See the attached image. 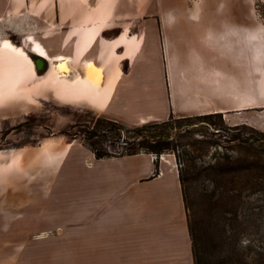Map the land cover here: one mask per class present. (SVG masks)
<instances>
[{
    "label": "crops",
    "instance_id": "obj_1",
    "mask_svg": "<svg viewBox=\"0 0 264 264\" xmlns=\"http://www.w3.org/2000/svg\"><path fill=\"white\" fill-rule=\"evenodd\" d=\"M252 3L0 0V92L25 107L31 100H72L107 111L128 126L171 115L207 114L242 124L237 118L248 120L256 105L247 86L253 79L262 82L263 76L253 75V58L262 59L254 52L263 49V17L253 12ZM5 43L27 57L6 50ZM193 45L195 53L190 51ZM58 59L67 61L68 73L54 68ZM89 66L98 74L95 83L86 78ZM258 100L263 102V97ZM18 113H1L0 120ZM46 151L54 155L51 165L57 166L62 150L52 145ZM89 152L88 168L83 171L73 163L65 175L70 183L58 188L67 193L52 202L53 209L73 207L74 214L47 216L52 223L42 220L46 225L66 223L67 232L32 234L45 218L40 212L47 209L37 198L22 206L23 220L17 222L18 229H27L21 233L26 238L37 235L30 238L32 246L13 262L12 236L0 232V264H194L178 168L161 163L160 175L153 177L155 159L148 154L96 159ZM38 157V164L19 172V185L27 183L26 174L52 175L44 153ZM8 175H2L4 182L11 179ZM20 191L23 194L13 200L19 204L24 186ZM78 193L82 201L76 200ZM79 220L81 229L73 226ZM12 232L14 236L21 231Z\"/></svg>",
    "mask_w": 264,
    "mask_h": 264
},
{
    "label": "rangeland",
    "instance_id": "obj_2",
    "mask_svg": "<svg viewBox=\"0 0 264 264\" xmlns=\"http://www.w3.org/2000/svg\"><path fill=\"white\" fill-rule=\"evenodd\" d=\"M193 2L196 3L197 0H193ZM252 4L253 12L259 13L260 17H263V20H261L263 21V49L253 51L258 58L261 56L262 59L253 58V65L256 66L253 69V75L262 72L263 76L262 82H254L253 79L252 84L247 86L248 92L251 89L253 103L256 105L253 104V109L250 111L251 117L248 120L247 118H237L238 121H244L242 124L229 123L219 114L222 118L221 121L218 118H207L205 117L206 115H197L184 117L188 118L186 120H181L183 117H174L173 119L153 120L128 126L113 120L107 114V111L101 112L82 104L75 105L72 100L70 101L71 103H68L69 101L60 99L54 104L48 100H31L28 102V107H25L26 104L21 100L7 98L0 92V114L4 113L7 115L15 110L21 112L0 120V232L12 236L13 262L18 261L24 248L32 246L30 238L37 236L30 235L31 237L28 239L25 236L26 234H21L27 229L21 230L17 227V222L23 220L21 218L22 212L25 210L22 207L23 205L27 206L31 202H37L35 200L39 198V205L45 206L42 209L47 208L41 209L40 216L43 213L45 218L38 220L40 224L37 222L36 229L33 230L32 234H37L42 230L67 232L65 231L68 226L66 223L61 222L58 224V221H55L53 225H46L42 220L51 222L52 220H48L46 217L52 215L58 217L59 212H61L63 217L69 216L70 213L74 214L73 207L69 210L53 209L52 202L57 201L60 195L67 193V191L58 192V188L67 186L70 183L68 181L69 178L65 177V175L71 172L73 163L75 166L78 165L83 171L88 168L90 160L88 155L92 148L101 154L118 156L125 152L126 143L134 138H137L136 142L138 143L144 137L146 139L152 135H157L161 140L171 144L170 151L158 156L150 155L159 163V174L157 176L161 173V163L168 167L175 166L177 169L176 156L191 152L193 150L191 144L202 140H207L214 145L209 148V153L206 156H202V162L200 163L208 164L211 162L215 148L224 153L237 155V152H235L236 147H244L239 140L235 139L237 137L241 141L250 137L256 139L263 146L264 157V0H253ZM258 21L261 22L260 20ZM190 51L195 53V45L190 48ZM154 69L158 70L157 63ZM60 83L66 85L62 81ZM158 88L161 90L160 85ZM261 97H263V102L258 100ZM114 122L126 127L125 130L120 131L117 126L112 124ZM48 145H55L58 150H62L59 154L63 155V158L57 166L51 165L54 155H50L46 151ZM41 153H44V159H48L47 165L52 175L42 177L26 174L24 177L27 183L22 186L19 185V172L29 167L28 165H32V163L34 165L38 164L40 161L38 156ZM239 154H244V151L240 149ZM8 173L11 179L4 182L1 177L3 174ZM23 186L24 191H26L25 198L21 200L23 203L19 204L18 201L13 200L19 199V193L22 192L21 194H23V191H20ZM75 198L77 201H82L83 194L78 193ZM263 200L264 195L257 193L243 199L244 202L240 207V212L243 214L242 228H245L246 231L239 236L236 242L238 251L235 252V257L249 264H260L261 261L264 263ZM4 202L9 204L12 202L13 206L11 208H3ZM78 208L83 210L82 205ZM75 224L79 225L81 229L83 222L79 220L73 226ZM58 226L60 228H57ZM12 230L21 232L16 233L17 236H13ZM221 261L222 259L218 252L210 254L209 264H221Z\"/></svg>",
    "mask_w": 264,
    "mask_h": 264
},
{
    "label": "trees",
    "instance_id": "obj_3",
    "mask_svg": "<svg viewBox=\"0 0 264 264\" xmlns=\"http://www.w3.org/2000/svg\"><path fill=\"white\" fill-rule=\"evenodd\" d=\"M11 40L18 42L14 37ZM205 117L218 118L220 121L222 119L219 114H210ZM173 118V116L170 117V119ZM186 119L188 118L181 120ZM112 124L120 131L126 128L116 122ZM136 139L127 142L125 152L118 156L101 154L94 148L90 151L96 159H105L140 153L158 156L171 150V144L161 140L157 135L146 139L144 137L138 143ZM235 139L244 145V147H236L237 155L224 153L215 148L211 162L208 164L200 163L202 156H206L209 148L214 145L207 140L191 144L193 148L191 152L176 156L179 182L192 240L194 264H209V257L213 252L220 254L221 264H249L235 257V252L238 251L236 242L246 231L242 228L243 214L240 212V207L244 202L243 199L257 193L264 195L263 146L253 137L243 141L239 137ZM240 149L244 151V154H239ZM154 167L153 176H157L159 174L157 160ZM260 264H264L263 261Z\"/></svg>",
    "mask_w": 264,
    "mask_h": 264
},
{
    "label": "bare ground",
    "instance_id": "obj_4",
    "mask_svg": "<svg viewBox=\"0 0 264 264\" xmlns=\"http://www.w3.org/2000/svg\"><path fill=\"white\" fill-rule=\"evenodd\" d=\"M28 42L29 43H31L32 44V46H34V47H36V43H35V41L34 40H32V39H29L28 40ZM4 47H5V49L6 50H9V51H12V52H14V53H16L17 55H19V56H21V57H23V58H26L27 56H26V54H25V52H23L21 49H19V48H16V47H14L13 45H10V44H4ZM37 48V47H36ZM36 49L34 48V51H35ZM41 57V56H40ZM57 61V60H56ZM58 64L57 65H55V69H57L58 71L57 72H59V73H68L69 72V67H68V64H67V61L66 60H62V59H58ZM52 63L54 62V60L53 61H51ZM97 72H96V70L92 67V66H89V68H88V70L86 71V78L90 81V82H92V83H95V81L97 80ZM69 76V75H68Z\"/></svg>",
    "mask_w": 264,
    "mask_h": 264
}]
</instances>
